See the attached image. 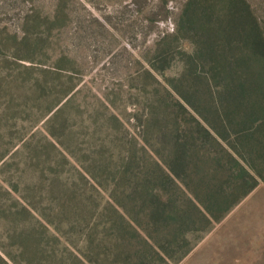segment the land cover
Instances as JSON below:
<instances>
[{"label":"rangeland","instance_id":"374dc122","mask_svg":"<svg viewBox=\"0 0 264 264\" xmlns=\"http://www.w3.org/2000/svg\"><path fill=\"white\" fill-rule=\"evenodd\" d=\"M186 1L0 0L4 262L87 264L81 251L93 210L64 197L80 178L75 165L119 154L127 142L140 146L151 100L167 95L183 67L184 42L173 34ZM248 1L264 24V0ZM90 182L82 178L84 195L106 201ZM172 264H264V183Z\"/></svg>","mask_w":264,"mask_h":264},{"label":"trees","instance_id":"16d2710c","mask_svg":"<svg viewBox=\"0 0 264 264\" xmlns=\"http://www.w3.org/2000/svg\"><path fill=\"white\" fill-rule=\"evenodd\" d=\"M173 36L186 55L179 82L151 100L140 146L75 165L80 178L64 197L93 210L87 264L176 263L264 183L263 21L248 0H187ZM83 177L106 201L84 195Z\"/></svg>","mask_w":264,"mask_h":264}]
</instances>
